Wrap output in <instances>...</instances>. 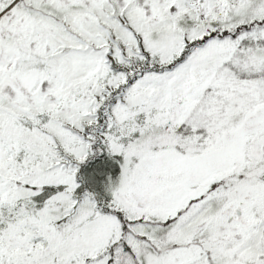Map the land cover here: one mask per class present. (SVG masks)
Returning a JSON list of instances; mask_svg holds the SVG:
<instances>
[{"label": "snow or ice", "instance_id": "6c2138e0", "mask_svg": "<svg viewBox=\"0 0 264 264\" xmlns=\"http://www.w3.org/2000/svg\"><path fill=\"white\" fill-rule=\"evenodd\" d=\"M0 264H264V0H0Z\"/></svg>", "mask_w": 264, "mask_h": 264}]
</instances>
